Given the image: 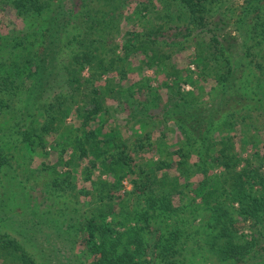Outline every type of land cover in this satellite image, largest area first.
<instances>
[{"label":"trees","instance_id":"1","mask_svg":"<svg viewBox=\"0 0 264 264\" xmlns=\"http://www.w3.org/2000/svg\"><path fill=\"white\" fill-rule=\"evenodd\" d=\"M0 1L23 23L14 36L0 31V110L11 120L8 128H0V208L17 207L22 221L13 230L4 228L0 211V258L16 264H264V141L258 145L249 135L245 142L255 151L243 158L221 125L226 119L242 123L254 110L249 106L264 100V0H243L242 5L232 0H160L175 5L180 14L164 19L167 10L162 9L163 20L154 29L142 27L124 37L123 54L110 67L123 57L127 61L129 51L143 49V64L163 66L168 76L174 73L165 48L208 33V40L194 39L193 46L198 76L209 70L216 74L207 100L181 91L173 81L165 85V103L160 105L162 96L155 90L136 111L147 116L153 106L176 125L186 150L174 151L175 164L197 181H187L192 194L179 197L182 189L167 175L169 161L134 168L127 141L116 135L102 141L99 131L89 130L77 141L80 154L89 142L94 155L102 158L100 164L113 173L110 181L92 182L94 201L78 198L70 173L56 172L43 184L21 176L6 148L11 142L33 145L31 135L40 143L77 104L81 84L90 79L81 71L103 67L97 45L105 40V25L110 22L113 28L125 0ZM154 1L144 4L143 17ZM117 68L125 74L123 67ZM97 92L92 89L88 109L74 110L84 126L103 108ZM110 92L119 98L117 89ZM108 141L110 153L105 154L100 142ZM192 153L194 161L189 160ZM239 156V162L229 163ZM132 174V188L126 195L115 194ZM239 223H247L249 235L239 232Z\"/></svg>","mask_w":264,"mask_h":264},{"label":"rangeland","instance_id":"2","mask_svg":"<svg viewBox=\"0 0 264 264\" xmlns=\"http://www.w3.org/2000/svg\"><path fill=\"white\" fill-rule=\"evenodd\" d=\"M148 1L125 0L120 8V14L117 15L113 23V28L110 29V22L109 25H105V33L107 35L104 36L105 40L97 45L103 61V67L97 68V65H95L93 68L85 67L81 71L82 77L90 79L81 84L77 104L71 106L68 114L62 118L61 122L55 125L56 130L52 129L46 132L42 139L40 138L41 144L38 142L39 137L35 135H31V141L33 142L31 146L18 142L7 144V153L13 156L12 162L21 176L26 177L30 181L36 178V181L43 184L44 182L47 183L56 172L70 173L77 184V191L80 192L78 198L81 201H94L92 182L99 179L110 181L113 173L110 172L109 168L100 164L102 158L98 159L94 155L91 147L89 148L88 146L89 142L85 141V145L88 147L86 153L80 154L77 141L78 139H83L82 133L92 130L99 131L97 137L102 141H104L105 137H110V135H116L121 140L127 141L126 152L131 158L130 161L134 168L144 167L146 169L160 160L169 161L171 167L167 170V175L169 179L176 178L175 180L179 185L178 188L182 189V192L178 194L179 197L183 195L184 199H186L192 194L190 191L191 186L188 182L190 181L192 184L193 180H197L182 174L180 168L175 164L177 154L174 151L179 147H185L186 150L185 143L176 125L172 121H165L157 108L153 110V106L147 109L148 111L150 110V115L147 116L143 111L139 113L136 111L138 110V105L142 104L145 97L156 91L162 96L159 102L160 105L165 103L166 93L169 91V88L165 85L168 83L172 84L173 81H177L181 91L192 92L199 101L205 102L207 100L208 92L214 84L216 74L215 71L209 70L198 76L200 65L194 56L193 46L194 39L205 42L208 40L209 35L205 32L197 33L182 45H172L170 48H165L169 55L167 63L170 70L174 73L172 75L167 76L163 66L148 67L144 65L146 51L143 49L129 51L127 53V61L126 57H123V62L121 60L113 61V66L110 67V62L115 57L123 54L120 45L124 37L130 36L134 31H142V27L145 30L154 29L156 25L160 24L161 19L163 20L161 14H159L162 9L167 10L164 19L169 17L167 15L177 16L181 12L173 4L168 6L163 1L158 0V2L155 0L154 6L148 10L147 16L143 17L142 15L146 11L144 10V4H147ZM231 2L237 5L243 4V0H232ZM105 8L109 9L107 6ZM138 9H140V13ZM22 27L21 17L16 14L8 3L0 1L1 33L14 36ZM177 39L183 40L180 37ZM117 67H123L125 74H121ZM30 82L31 80L29 79L25 83L28 85ZM94 88L98 90L94 95L101 98L103 108L87 120L84 126L82 116L77 115L74 110L77 108L83 111L90 107V96ZM111 88L117 89L118 93L115 95L119 97L118 99L110 95ZM261 96L264 97V91ZM65 105L70 107V104ZM249 107L254 109L251 117L246 118L242 123L233 120V122H230L229 119H226L221 124L225 130H229V135L233 138L234 150L236 149L243 158L255 151V147L250 142H245L249 135H254L258 145L259 141H264V100L254 101ZM151 111H153V114H151ZM43 117H45V114ZM38 119L39 117L35 118V122ZM137 119L142 122L139 123ZM10 123L9 115L4 110H0V128H8ZM218 134L219 132H216L217 137ZM100 145L101 149H106L105 154L110 153V141L106 143L100 142ZM140 145L142 146L140 147ZM240 156L229 163H235L237 160L239 162L241 160ZM189 160H195L193 153ZM91 161L96 162L95 166H91ZM241 165L242 163H239V166ZM219 170L218 168L214 169L215 172H219ZM159 173L161 172L159 171ZM212 173L213 171L211 170L206 172L208 177ZM86 175L88 177H85ZM200 175L203 177L202 174ZM133 176L132 174L129 178H125L122 181L119 192L115 194L126 195V191L132 188L130 178ZM15 186L17 187V185ZM85 189L91 191L92 194L85 193ZM178 195H173L175 203ZM0 211L5 218L3 222L4 228L8 227L13 230V228L20 227L22 221L20 222L21 218L17 216L20 213L17 211V207L3 205ZM237 227L239 232L250 234L247 223H239ZM0 264L16 263H7L3 258H0Z\"/></svg>","mask_w":264,"mask_h":264}]
</instances>
